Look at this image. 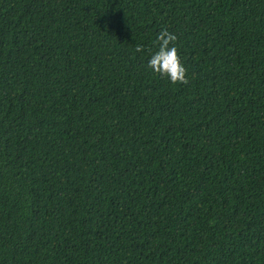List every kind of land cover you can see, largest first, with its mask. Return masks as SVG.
<instances>
[{"label": "trees", "instance_id": "16d2710c", "mask_svg": "<svg viewBox=\"0 0 264 264\" xmlns=\"http://www.w3.org/2000/svg\"><path fill=\"white\" fill-rule=\"evenodd\" d=\"M0 264H264V0H0Z\"/></svg>", "mask_w": 264, "mask_h": 264}, {"label": "clouds", "instance_id": "9594fccd", "mask_svg": "<svg viewBox=\"0 0 264 264\" xmlns=\"http://www.w3.org/2000/svg\"><path fill=\"white\" fill-rule=\"evenodd\" d=\"M179 37L168 29H161L157 35L158 50L151 54L148 68L155 74L167 78L172 84L190 83L188 68L182 60L178 47ZM136 52H143L144 46L138 44Z\"/></svg>", "mask_w": 264, "mask_h": 264}]
</instances>
